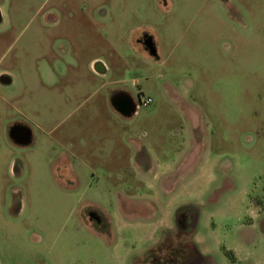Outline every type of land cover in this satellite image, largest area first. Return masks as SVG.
<instances>
[{
    "label": "rangeland",
    "instance_id": "rangeland-1",
    "mask_svg": "<svg viewBox=\"0 0 264 264\" xmlns=\"http://www.w3.org/2000/svg\"><path fill=\"white\" fill-rule=\"evenodd\" d=\"M1 75L0 264H140L164 242L263 261L264 0H0ZM115 91L151 103L124 117Z\"/></svg>",
    "mask_w": 264,
    "mask_h": 264
},
{
    "label": "flooded vegetation",
    "instance_id": "flooded-vegetation-1",
    "mask_svg": "<svg viewBox=\"0 0 264 264\" xmlns=\"http://www.w3.org/2000/svg\"><path fill=\"white\" fill-rule=\"evenodd\" d=\"M143 41V35L141 42ZM125 98V96H122ZM120 103H122L120 101ZM128 102L124 100L122 108L126 107ZM124 117H131L127 112L117 111ZM84 220L94 228L97 232L109 231L107 219L104 214L97 208L88 207L83 213ZM196 220V210L183 207L176 214L177 227L179 232H186L194 225ZM140 264H202L204 258L200 255L197 249L192 244H169L161 243L154 248L144 252ZM138 262L135 261L134 264Z\"/></svg>",
    "mask_w": 264,
    "mask_h": 264
},
{
    "label": "water",
    "instance_id": "water-1",
    "mask_svg": "<svg viewBox=\"0 0 264 264\" xmlns=\"http://www.w3.org/2000/svg\"><path fill=\"white\" fill-rule=\"evenodd\" d=\"M145 49L148 51V54L156 58L157 57V52H156V46L153 40V37L149 34H143V41H142ZM0 82L1 83H6L8 82L7 78L5 76H0ZM122 96H125L123 98ZM125 101L128 102V105L124 108H122V103ZM120 101L122 103H120ZM110 102L112 106L115 108L116 111H124L127 112V115H132L136 111V105L132 99V97L124 91H118L114 92L110 96ZM8 136L9 138L16 144L18 145H28L31 142V132L29 128L25 125L22 124H13L10 126L8 130Z\"/></svg>",
    "mask_w": 264,
    "mask_h": 264
},
{
    "label": "crops",
    "instance_id": "crops-1",
    "mask_svg": "<svg viewBox=\"0 0 264 264\" xmlns=\"http://www.w3.org/2000/svg\"><path fill=\"white\" fill-rule=\"evenodd\" d=\"M155 43V42H154ZM95 61H97V59H93L91 62H90V65L92 66V64L95 62ZM104 64L103 65H101L100 66V69L102 70V71H105V69H104ZM116 92V91H115ZM114 93V92H113ZM113 93H111L110 95H112ZM78 159H80V161H83L80 157L78 158ZM259 216V215H258ZM256 222L257 223V225L260 223V225L259 226H261V232L262 233H264V214H260V216L256 219V220H253V221H251V222ZM249 226H253V224L251 223V224H249ZM227 250V249H226ZM227 252H230V254L232 255V257L234 258V263H230V264H238V262L240 261V258L238 257V254H237V252L238 251H234V250H227ZM246 255V254H245ZM246 256H244L243 257V261H245V263H241V264H246ZM258 263V262H257ZM259 264H264V259H263V261H261V263H259Z\"/></svg>",
    "mask_w": 264,
    "mask_h": 264
},
{
    "label": "built area",
    "instance_id": "built-area-1",
    "mask_svg": "<svg viewBox=\"0 0 264 264\" xmlns=\"http://www.w3.org/2000/svg\"><path fill=\"white\" fill-rule=\"evenodd\" d=\"M151 103V99L149 97H144V98H141L139 99V103H136V108H139L140 106H148L149 104Z\"/></svg>",
    "mask_w": 264,
    "mask_h": 264
},
{
    "label": "trees",
    "instance_id": "trees-1",
    "mask_svg": "<svg viewBox=\"0 0 264 264\" xmlns=\"http://www.w3.org/2000/svg\"><path fill=\"white\" fill-rule=\"evenodd\" d=\"M226 255H227V257L230 259V261H231V263H234V259H233V257L231 256V254H230V252H226ZM230 255V256H229Z\"/></svg>",
    "mask_w": 264,
    "mask_h": 264
}]
</instances>
